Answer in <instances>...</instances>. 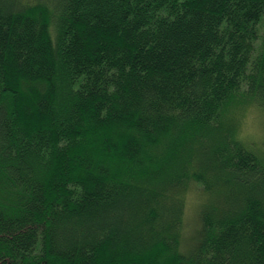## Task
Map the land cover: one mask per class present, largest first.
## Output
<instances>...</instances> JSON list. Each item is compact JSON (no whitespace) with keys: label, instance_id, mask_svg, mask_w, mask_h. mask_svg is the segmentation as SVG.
Here are the masks:
<instances>
[{"label":"trees","instance_id":"1","mask_svg":"<svg viewBox=\"0 0 264 264\" xmlns=\"http://www.w3.org/2000/svg\"><path fill=\"white\" fill-rule=\"evenodd\" d=\"M249 106L264 0H0V264H264Z\"/></svg>","mask_w":264,"mask_h":264},{"label":"clouds","instance_id":"2","mask_svg":"<svg viewBox=\"0 0 264 264\" xmlns=\"http://www.w3.org/2000/svg\"><path fill=\"white\" fill-rule=\"evenodd\" d=\"M255 111L256 109L252 106L246 109L244 118L233 128L232 138L252 151L264 152V117L258 123H254L249 113H255ZM196 195L192 188L185 193L188 201L194 200Z\"/></svg>","mask_w":264,"mask_h":264},{"label":"rangeland","instance_id":"3","mask_svg":"<svg viewBox=\"0 0 264 264\" xmlns=\"http://www.w3.org/2000/svg\"><path fill=\"white\" fill-rule=\"evenodd\" d=\"M252 116L253 122L258 123L262 117H264V113L260 112L256 109L255 113H249ZM187 200V199H186ZM201 203V198L198 193L194 200H187V207L185 213V239L189 240L190 235L193 234V229L196 228V224L198 222L199 216V206ZM197 217V219H196Z\"/></svg>","mask_w":264,"mask_h":264}]
</instances>
